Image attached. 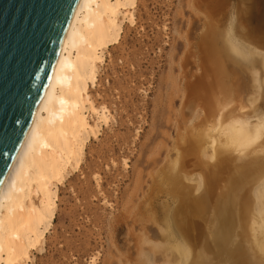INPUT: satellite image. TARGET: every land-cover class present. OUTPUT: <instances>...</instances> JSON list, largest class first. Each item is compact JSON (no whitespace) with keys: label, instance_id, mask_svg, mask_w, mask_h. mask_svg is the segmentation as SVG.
I'll return each mask as SVG.
<instances>
[{"label":"bare ground","instance_id":"obj_1","mask_svg":"<svg viewBox=\"0 0 264 264\" xmlns=\"http://www.w3.org/2000/svg\"><path fill=\"white\" fill-rule=\"evenodd\" d=\"M145 2L79 1L47 86L0 187V264H34L33 252L43 251L54 224L59 186L84 163L89 143L98 140L110 119L107 108L94 103L90 90L97 86L108 47L118 42L124 23H134L137 3ZM246 5L238 17L246 29L242 34L234 30L244 41L264 49V0ZM232 38L230 42L236 46ZM201 44L202 75L186 85L180 111L179 122L182 126L187 122V126L177 134L178 155L166 168L164 179L161 177L163 183L159 182L177 200L172 211L166 206L170 214L164 215L168 216L165 227L171 231L165 238L171 241L169 245L178 243L181 252L175 264L194 257L190 247L192 251L199 246L207 254L211 236L224 248L225 258H239L238 245L225 252L234 232L241 239L246 231L252 236L259 233L253 241L258 251H264V52L262 64L253 51L239 45L238 50L246 53L241 59L249 62L229 69V61H224L229 53L222 55L211 33L202 37ZM246 73L252 86L244 81L249 79L244 77ZM251 95L260 97V105L252 110L257 98L252 100ZM233 153L241 157H233ZM91 176L96 178L94 173ZM189 181L195 187H189ZM224 256L212 258L222 261Z\"/></svg>","mask_w":264,"mask_h":264},{"label":"rangeland","instance_id":"obj_2","mask_svg":"<svg viewBox=\"0 0 264 264\" xmlns=\"http://www.w3.org/2000/svg\"><path fill=\"white\" fill-rule=\"evenodd\" d=\"M145 1L137 3L134 23H124L120 39L105 54L97 86L90 92L96 105L107 108L110 119L98 140L89 143L84 163L59 186L54 224L45 237L43 251L33 252L34 264L178 263L181 252L178 243L169 245L171 241L166 239L171 231L165 227L168 216H164L177 200L159 182L175 162L177 134L187 126V122L183 126L179 122L180 111L187 96L186 85L202 75V37L211 33L222 55L229 53L224 59L229 61V69L249 62L241 59L246 53L238 50L239 45L253 51L263 64L264 49L240 38L246 24L238 17L251 0ZM230 37L232 41L235 38L237 47ZM245 76L249 78H244L246 84L252 86L250 75ZM251 97L257 101L250 110L260 105V97ZM193 183L188 186L195 187ZM246 232L242 239L234 232L225 246L228 253L238 245L239 258L226 259L224 248L211 236L208 253H201L199 246L192 251L190 247L195 254L185 264H263L264 251L255 245L259 233L252 236L251 231ZM220 254L222 261L212 258Z\"/></svg>","mask_w":264,"mask_h":264},{"label":"water","instance_id":"obj_3","mask_svg":"<svg viewBox=\"0 0 264 264\" xmlns=\"http://www.w3.org/2000/svg\"><path fill=\"white\" fill-rule=\"evenodd\" d=\"M80 0H0V187Z\"/></svg>","mask_w":264,"mask_h":264}]
</instances>
